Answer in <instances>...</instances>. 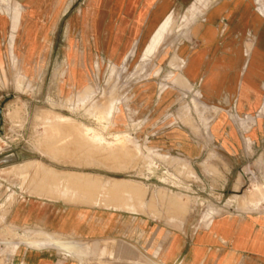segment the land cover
I'll return each mask as SVG.
<instances>
[{
    "label": "rangeland",
    "instance_id": "374dc122",
    "mask_svg": "<svg viewBox=\"0 0 264 264\" xmlns=\"http://www.w3.org/2000/svg\"><path fill=\"white\" fill-rule=\"evenodd\" d=\"M158 6L0 0V196L95 208L96 236L28 243L73 264H264V0ZM219 224L242 249L195 245Z\"/></svg>",
    "mask_w": 264,
    "mask_h": 264
},
{
    "label": "crops",
    "instance_id": "0c3cea01",
    "mask_svg": "<svg viewBox=\"0 0 264 264\" xmlns=\"http://www.w3.org/2000/svg\"><path fill=\"white\" fill-rule=\"evenodd\" d=\"M151 1L153 4L159 2L157 11L159 13H164L177 4H187L193 0ZM249 23L251 26H256L257 19L250 18ZM232 53L231 58H239L238 52L233 51ZM256 58L264 60V49L262 50V48H259ZM258 67L263 69V71H259L264 74V67H262L261 63H258ZM0 185L5 188L15 187L16 179L6 178L0 180ZM27 186L30 185L28 184ZM9 190H6L3 195L0 196V203L3 202L2 205L7 207L5 214H0V220L4 218L14 226H26L30 229H34L32 231L33 234H35V239H26L21 245H18L15 238L11 236L6 237L4 235L5 233H1L0 231V264H73L68 259L58 255V253L62 254V250L50 246H31L28 243L41 242L42 233L61 239H65L61 237L62 235H72L74 238H79L80 240L96 236L97 211L90 205L86 206L85 203L81 204L79 202H71L62 199H48L40 196V193L34 195L32 191H30V194L26 191L24 194L19 195V197L9 201L10 197L13 196L12 194H16L15 192L9 193ZM111 219L112 218H109L108 224L111 223ZM220 225L221 224H219L218 230L210 231L207 229L201 231L209 233L212 238L210 236H203L197 241V234L195 236V245L200 249L209 250L227 242L235 250L242 249L239 245L240 239L237 238L236 233L234 231L227 232L223 228H220ZM1 235L3 236L2 239ZM213 238L215 239L214 241L212 240ZM77 244L81 246V242ZM50 248L55 251L50 250Z\"/></svg>",
    "mask_w": 264,
    "mask_h": 264
},
{
    "label": "bare ground",
    "instance_id": "6f19581e",
    "mask_svg": "<svg viewBox=\"0 0 264 264\" xmlns=\"http://www.w3.org/2000/svg\"><path fill=\"white\" fill-rule=\"evenodd\" d=\"M30 35V34H29ZM35 36V35H34ZM33 38V32H31V35H30V39ZM122 191V190H121ZM46 243V241H45ZM36 244V243H35ZM40 243H37L36 245H38ZM54 244H57V245H60L61 248H63V252L65 255L69 256V257H72L73 258V254H72V247L71 246H68L66 244H63L62 242H58V241H54ZM33 246V245H32ZM86 247V246H85Z\"/></svg>",
    "mask_w": 264,
    "mask_h": 264
}]
</instances>
